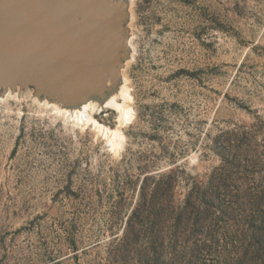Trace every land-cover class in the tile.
Wrapping results in <instances>:
<instances>
[{"label":"rangeland","instance_id":"1","mask_svg":"<svg viewBox=\"0 0 264 264\" xmlns=\"http://www.w3.org/2000/svg\"><path fill=\"white\" fill-rule=\"evenodd\" d=\"M116 3L129 14L122 38L131 58L120 71L128 123H117L114 109L94 112L93 100L80 117L70 115L38 83L0 90V264H106L113 237L105 224L117 211L113 190L122 195V222L113 230L120 233L144 175L172 171L180 203L192 184L221 173L222 152L236 158L216 206L230 213L238 192L250 195L259 186L264 0ZM103 129L121 134L117 150L108 147L114 135ZM213 221L195 238L205 247L186 255L191 263L252 264V254L238 248L232 223L220 214ZM71 233L77 254L68 243Z\"/></svg>","mask_w":264,"mask_h":264},{"label":"trees","instance_id":"2","mask_svg":"<svg viewBox=\"0 0 264 264\" xmlns=\"http://www.w3.org/2000/svg\"><path fill=\"white\" fill-rule=\"evenodd\" d=\"M231 140L233 142L236 138ZM243 145L240 143L234 149L240 152ZM219 156L221 173L216 177L212 174L203 185L192 184L180 203L175 202L177 180L172 171L153 177L144 175L139 183L138 200L126 215L120 233L113 232L114 226L122 222V195L116 186L113 192L117 211L110 212L112 219L105 224L113 237L106 252V264H192L186 255L205 247L198 245L195 238L209 222L216 220V214H220L221 220L232 223L230 229L238 241V248L245 255L252 254L249 261L264 264V151L255 159L258 166L262 164L259 166V186L250 195L238 192L231 203L230 213L227 207L216 206L215 200L217 191L226 188L224 182L230 177L228 171L236 155L229 158L221 152ZM251 156H255L254 151ZM96 194L101 198V193ZM72 197L79 198V195ZM71 234L68 243L72 252L77 254L79 249ZM166 254L167 263H163L161 260Z\"/></svg>","mask_w":264,"mask_h":264},{"label":"water","instance_id":"3","mask_svg":"<svg viewBox=\"0 0 264 264\" xmlns=\"http://www.w3.org/2000/svg\"><path fill=\"white\" fill-rule=\"evenodd\" d=\"M66 1L0 0V78L25 75L66 86L82 74L84 86L87 81L96 87V97L103 99L108 89L94 78L89 65L107 51L114 61L124 63L116 48L126 15L122 9L116 10L114 0ZM111 71L118 76L117 67ZM84 86L60 91V100L71 104L73 96L76 100L85 98ZM7 89L0 86V90ZM106 111L103 108L101 113Z\"/></svg>","mask_w":264,"mask_h":264},{"label":"bare ground","instance_id":"4","mask_svg":"<svg viewBox=\"0 0 264 264\" xmlns=\"http://www.w3.org/2000/svg\"><path fill=\"white\" fill-rule=\"evenodd\" d=\"M123 1V0H122ZM67 2V1H64ZM118 2V1H117ZM127 4V3H126ZM116 5V10L118 9H125L126 7H123V5H120L119 7ZM124 11V10H123ZM127 12V11H126ZM123 14L120 13V15ZM127 15V14H126ZM125 18V17H124ZM123 18V19H124ZM118 42V47L116 48V51L119 52L121 56H123L124 61H129L131 58V50L129 45L127 44V40L124 38H120ZM112 53L107 51L103 58L99 60H93L92 64L89 65V69L95 76L94 78L98 80L104 87H106L107 93L104 95L103 99L97 98L95 93H96V87L90 86L88 82L86 81V85L84 86V79L85 76L80 74L74 81L70 82L66 86H58L56 84H50L48 81H44L42 79H36L35 77L33 78H28L25 75L20 76L19 78H8V79H3L0 78V84L2 83L4 85H14L16 82L17 83H25L29 84L31 82L38 83L41 92H48L50 95H54V97H57V100H54L58 107L62 110H65L68 112L70 115L76 114V116L79 115V117L82 115V112L84 109H86V106L88 105L89 101L93 100V108L92 110L94 112L101 111L103 108L104 109H114L117 114L118 118L117 121L120 124H125L130 121L132 118V113L131 109L127 105L126 102L129 100V95H128V89L125 86V79L121 76L120 71L123 68V64H119L118 62L114 61V58H111ZM117 67L119 69L118 76H115L113 72L111 71L112 68ZM107 81H110L109 85H106ZM83 87V92L86 95L85 98H82L80 100H76L75 96L72 97V103H63L60 99L62 98L61 92L68 90V89H74L75 87ZM88 87V88H87ZM121 100V101H120ZM92 103V104H93ZM106 133H109L113 136V144L112 147L117 150L121 145H122V136L118 132V130H113V131H108L106 129H103ZM110 143V142H108Z\"/></svg>","mask_w":264,"mask_h":264}]
</instances>
